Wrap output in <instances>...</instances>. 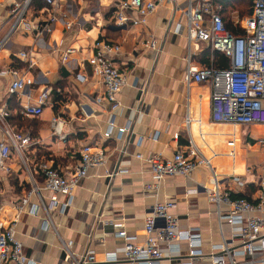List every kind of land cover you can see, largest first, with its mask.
I'll use <instances>...</instances> for the list:
<instances>
[{
	"label": "crops",
	"instance_id": "obj_1",
	"mask_svg": "<svg viewBox=\"0 0 264 264\" xmlns=\"http://www.w3.org/2000/svg\"><path fill=\"white\" fill-rule=\"evenodd\" d=\"M25 1L0 0V40L12 26L14 3ZM33 1L30 0L26 14L27 26L14 31L8 46L0 51V107L7 105L16 131L30 133L35 141L25 154L29 172L14 154L10 162L12 170L3 179L0 197V220L4 225L10 227L19 217L15 233L25 257L33 264H69L54 231L42 229L46 215L37 197L31 195L22 213L19 208L32 192L31 177L43 184L38 170L40 163L50 162L67 172L78 164L80 151L88 144L105 149L107 163L89 172L75 191L72 205L66 209L60 206L51 212L59 235L71 243L75 253L94 251L100 263L105 261L107 253L121 254L124 241L114 238L121 223L139 243H144L145 217L157 202L176 204L173 214L179 220L180 229L201 234L205 255L224 240L238 246L240 240L232 236L231 226L220 223L217 206L210 200L211 192L218 188L220 193H229L233 199L241 196L255 201L259 195L264 147L249 141L251 131L258 126L244 127L236 157L226 156V139L232 127L213 123L211 85L193 84L190 88L185 85L189 42L183 11L190 4L197 6L199 0H177L179 10L173 5L161 6L145 24L128 27L116 24L113 0H64L62 8L73 21V28L67 30L63 22H58L44 36H40L39 27L49 17L48 6L44 0H38L35 5ZM179 25L182 29L177 33ZM151 39L157 41V51L143 47ZM101 41L122 46L116 64L128 78L127 86L119 95L122 109L115 117L104 99V87L87 64L94 47ZM69 49L74 52L64 62L63 53ZM208 49L202 43L191 47L192 61L197 68L206 66L203 61ZM22 51H28L35 62L29 73L35 84L26 94L35 102L43 89L52 93L43 115L36 119L20 115L27 98L9 94L11 79L1 76L10 68L25 71V62L18 58ZM78 76L85 81H79ZM55 116L67 122L65 140L53 135L51 121ZM113 119L117 129L130 122L131 133L121 140L117 139V132L105 139L103 135ZM202 130L204 145L198 137ZM192 138L204 146L203 153L212 158L213 168L201 166L189 178L158 180L150 165L136 157L160 154L164 160H170L177 152L187 153ZM216 151L220 155L213 157ZM116 169L125 173L115 177L107 175ZM235 175L245 182L243 189L232 182ZM193 190L197 192L190 194ZM43 196L50 204V193L43 192ZM58 200L63 204L67 198L60 196ZM220 211L227 214L228 207L222 205Z\"/></svg>",
	"mask_w": 264,
	"mask_h": 264
},
{
	"label": "built area",
	"instance_id": "obj_2",
	"mask_svg": "<svg viewBox=\"0 0 264 264\" xmlns=\"http://www.w3.org/2000/svg\"><path fill=\"white\" fill-rule=\"evenodd\" d=\"M12 1V0H7ZM48 6L49 17L39 27L40 36L52 31L56 23L63 22L67 30L73 28V21L63 11L64 0H44ZM13 4V3H12ZM30 0L24 3H14L11 10L12 26L8 34L0 40V51L8 46L10 35L20 27H26V14L29 10ZM114 19L119 27L138 26L145 24L147 18L155 13L159 7L173 5L178 9L177 0H113ZM222 5H216L214 0H199L197 6L192 4L183 11L187 19L186 35L189 42L187 57V70L185 85L190 88L193 84L211 85L212 121L217 125L232 127L226 139L228 152L226 156L234 159L237 154V145L241 141L244 127L264 126V0H254L253 12L250 17L241 18L233 14L232 21L240 26L245 34L237 36L230 33L222 15ZM37 28V27H36ZM182 27L178 26L176 32L180 33ZM205 44L212 52L223 54L229 62L227 68L202 67L197 68L192 61L191 47ZM146 49L157 48V41L151 39L144 42ZM74 50L69 49L63 53L62 60L69 61ZM122 53V46L118 43L98 42L94 47L87 64L92 74L99 79L105 89L104 99L109 103L111 113L115 115L121 111L122 105L119 95L127 86V74L119 69L117 58ZM18 58L25 62V71L10 68L1 73V76L10 78L9 94L22 95L27 102L19 113L22 117L36 119L43 115L45 107L50 103V91L43 89L35 102L26 92L35 84V79L29 75L35 66L34 60L28 51H22ZM81 82L85 78L78 76ZM11 110L5 105L0 107V197L5 176L12 168L10 162L14 154L27 167L26 151L35 145L30 133L16 131L11 124ZM190 120L187 119V123ZM66 120L55 116L51 121L54 136L60 140L66 139ZM121 140L131 133V123L117 129L113 121L104 133L105 139L115 136ZM199 140L204 145L205 132L199 134ZM255 143L264 147V133ZM203 147L195 139H191L190 146L185 152H177L170 160H164L160 154H151L147 158L142 155L136 157L145 160L151 167L153 175L158 180L169 177L189 178L201 166L213 168L212 158L203 153ZM220 153L213 152V157ZM107 163L105 149L88 144L80 151L78 164L62 172L50 162H42L38 170L43 178L40 185L32 177V192L23 199L19 212L35 195L45 212L46 219L42 229H52L57 235L60 246L66 253L69 264H264V164L260 167L258 180V197L255 201L247 199H233L229 193H220L219 189L211 192L210 200L217 206L220 223L225 222L231 226L232 236L240 240L238 246L230 245L227 240L213 247L209 255L202 251V237L192 229L181 230L178 218L173 214L176 204L173 202H157L151 213L145 217V242L139 243L135 236L128 233L126 226L120 224L114 233V238L124 241L121 254L107 253L105 261L100 263L94 251L75 253L71 243L65 241L51 218V212L60 206L66 209L72 205L75 191L88 178L89 172ZM27 171L29 169L27 167ZM125 171L116 169L107 172L109 177L123 174ZM30 174V173H29ZM232 182L243 189L245 182L239 176H233ZM43 192L50 193V204H47ZM197 190L189 191L195 193ZM67 198L60 203L58 198ZM226 205L228 213L222 214L220 207ZM19 217L10 227H6L0 220V264H33L24 255L23 245L16 238L15 229ZM185 244L186 248L182 247ZM166 251H163V249Z\"/></svg>",
	"mask_w": 264,
	"mask_h": 264
},
{
	"label": "trees",
	"instance_id": "obj_3",
	"mask_svg": "<svg viewBox=\"0 0 264 264\" xmlns=\"http://www.w3.org/2000/svg\"><path fill=\"white\" fill-rule=\"evenodd\" d=\"M37 2L38 0H34L33 5ZM214 2L216 5L223 6L220 14L224 19L227 30L234 35L243 36L245 31L233 23L232 16L237 13L240 17H250L253 12L254 0H214ZM208 50L203 61V64L206 65L205 67L227 68L229 66V62L223 54L212 52L210 48ZM236 197V199H245L241 196Z\"/></svg>",
	"mask_w": 264,
	"mask_h": 264
},
{
	"label": "rangeland",
	"instance_id": "obj_4",
	"mask_svg": "<svg viewBox=\"0 0 264 264\" xmlns=\"http://www.w3.org/2000/svg\"><path fill=\"white\" fill-rule=\"evenodd\" d=\"M241 18H245V17H241ZM252 129H254V128L252 127ZM263 132H264V126H258L255 130L251 131L253 138H251L252 137L251 136L249 141L252 143H255V141L259 138V135H261ZM23 169L26 170L24 165H23Z\"/></svg>",
	"mask_w": 264,
	"mask_h": 264
}]
</instances>
